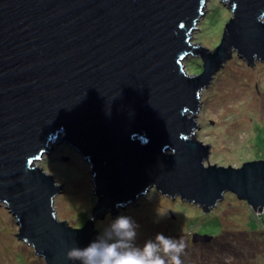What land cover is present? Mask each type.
I'll return each mask as SVG.
<instances>
[{
	"label": "water",
	"instance_id": "95a60500",
	"mask_svg": "<svg viewBox=\"0 0 264 264\" xmlns=\"http://www.w3.org/2000/svg\"><path fill=\"white\" fill-rule=\"evenodd\" d=\"M203 1L0 0V204L45 264H82L67 251L101 240L93 220L150 188L203 211L230 192L264 212V159L205 165L209 145L189 137L200 91L231 51L264 60V0H226L213 50L190 41ZM187 54L201 71L185 72ZM56 136L93 175L92 216L77 227L55 216L63 185L33 165Z\"/></svg>",
	"mask_w": 264,
	"mask_h": 264
},
{
	"label": "rangeland",
	"instance_id": "374dc122",
	"mask_svg": "<svg viewBox=\"0 0 264 264\" xmlns=\"http://www.w3.org/2000/svg\"><path fill=\"white\" fill-rule=\"evenodd\" d=\"M201 11L203 15L192 29L190 41L213 50L231 10L226 0H204ZM201 62L192 54L181 59L188 74L201 71ZM199 101L194 114L198 127L193 128L189 137L209 145L205 165L240 167L245 161L264 159V60L248 65L232 50L210 85L200 91ZM48 144V152H42L33 165L52 174L56 183L63 185L62 192L53 197L55 216L70 226H80L91 218L96 199L90 164L69 143L59 142L58 136ZM248 206L235 194L225 192L212 211H203L178 196L170 198L150 188L135 205L129 203L119 208L117 215L128 214L136 221L135 235L128 247L142 248L146 240H155V234L163 232L183 238L186 246L192 244L181 253L183 264H264V212H260V218L259 211H251ZM161 211L163 215L159 214ZM117 215L106 214L93 220L101 240L119 239L112 229ZM222 228L230 230L225 237L190 242L197 231L218 233ZM17 231L15 217L1 203L0 264H45L32 246L17 238ZM161 253L168 260L167 254Z\"/></svg>",
	"mask_w": 264,
	"mask_h": 264
},
{
	"label": "clouds",
	"instance_id": "9594fccd",
	"mask_svg": "<svg viewBox=\"0 0 264 264\" xmlns=\"http://www.w3.org/2000/svg\"><path fill=\"white\" fill-rule=\"evenodd\" d=\"M125 201H117L121 207ZM160 215L164 213L159 212ZM136 221L128 214L117 215L112 223V229L119 237L114 241L92 240L83 247L73 246L67 255L79 259L82 264H165L160 252L167 254V264H183L181 253L186 245L183 238L155 234V240H146L143 247H128L130 239L135 235Z\"/></svg>",
	"mask_w": 264,
	"mask_h": 264
},
{
	"label": "trees",
	"instance_id": "16d2710c",
	"mask_svg": "<svg viewBox=\"0 0 264 264\" xmlns=\"http://www.w3.org/2000/svg\"><path fill=\"white\" fill-rule=\"evenodd\" d=\"M201 68V67H200ZM202 69V68H201ZM200 69V70H201ZM234 194V193H233ZM243 202H246L247 203V201L246 200H243ZM249 205V204H248ZM248 208L251 210V211H253L252 210V208L250 207V206H248ZM208 211H212V209L211 210H208ZM263 213V212H262ZM262 213H260L259 212V216H260V218H261V215H262ZM98 229V228H97ZM230 230H227V229H224V228H222L218 233H215V232H212V231H203V232H205V233H203V232H200V231H197V233H199V234H208V235H210L211 236V238L212 239H214L216 236H218V237H220L219 235H223L224 237L225 236H227L228 235V232H229ZM260 234H263V232H260ZM254 235H258V234H256V233H253V236ZM223 240V239H222ZM190 242H192V241H190ZM223 242H224V240H223ZM220 243H222V242H220ZM192 244L191 243H189L186 247H185V249L184 250H189V248H191L192 246H191ZM221 245V244H220ZM206 249V248H205ZM210 250H213V248H211Z\"/></svg>",
	"mask_w": 264,
	"mask_h": 264
}]
</instances>
